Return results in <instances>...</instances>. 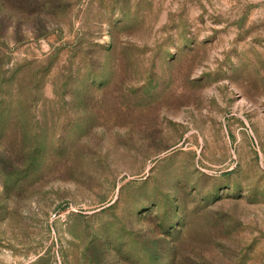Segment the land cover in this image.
<instances>
[{
	"label": "rangeland",
	"instance_id": "374dc122",
	"mask_svg": "<svg viewBox=\"0 0 264 264\" xmlns=\"http://www.w3.org/2000/svg\"><path fill=\"white\" fill-rule=\"evenodd\" d=\"M0 264H264V0H0Z\"/></svg>",
	"mask_w": 264,
	"mask_h": 264
},
{
	"label": "trees",
	"instance_id": "16d2710c",
	"mask_svg": "<svg viewBox=\"0 0 264 264\" xmlns=\"http://www.w3.org/2000/svg\"><path fill=\"white\" fill-rule=\"evenodd\" d=\"M19 1H21V2H25V1H28V0H19ZM32 1V0H31Z\"/></svg>",
	"mask_w": 264,
	"mask_h": 264
}]
</instances>
